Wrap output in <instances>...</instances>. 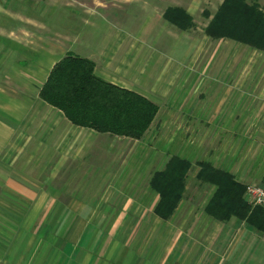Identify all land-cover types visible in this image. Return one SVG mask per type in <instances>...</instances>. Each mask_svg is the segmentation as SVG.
Masks as SVG:
<instances>
[{"label": "crops", "instance_id": "1", "mask_svg": "<svg viewBox=\"0 0 264 264\" xmlns=\"http://www.w3.org/2000/svg\"><path fill=\"white\" fill-rule=\"evenodd\" d=\"M99 12L79 16L80 32L54 11L0 6V264H243L256 233L207 215L215 187L202 189L196 164L246 184L242 165L264 157V52L203 35L176 59L155 45L157 17L135 32ZM68 55L93 61L99 78L159 106L145 138L75 126L40 98ZM132 143H157L158 154L167 143V163L179 157L194 166L195 187L187 184L169 220L155 213L158 195L149 208L136 203L115 172ZM101 145L107 168L97 158ZM204 190L210 199L198 208Z\"/></svg>", "mask_w": 264, "mask_h": 264}, {"label": "trees", "instance_id": "2", "mask_svg": "<svg viewBox=\"0 0 264 264\" xmlns=\"http://www.w3.org/2000/svg\"><path fill=\"white\" fill-rule=\"evenodd\" d=\"M177 12L186 19L187 26L181 28H191L190 17L182 10ZM175 19L172 16L170 21L174 23ZM205 33L213 40L228 39L264 52V13L246 0H225ZM95 70V63L89 59L66 56L50 72L40 98L75 126L132 140L145 138L158 116L159 106L137 92L106 82ZM197 166V180L215 187L205 208L207 215L222 222L235 219L264 233V207H252L246 201V185L208 162H199ZM193 169L189 161L173 157L163 171L154 174L150 187L159 196L155 213L163 220L175 214Z\"/></svg>", "mask_w": 264, "mask_h": 264}, {"label": "rangeland", "instance_id": "3", "mask_svg": "<svg viewBox=\"0 0 264 264\" xmlns=\"http://www.w3.org/2000/svg\"><path fill=\"white\" fill-rule=\"evenodd\" d=\"M55 0H52V2ZM225 0H62V7L58 9L45 6L48 0H0V6L6 9L9 5L16 10L33 11L36 15L50 13L52 11L61 15L63 23H70V28H77L82 32L84 29L79 23V16L84 11L92 13L105 12L106 17L117 25L127 28L130 31L139 32L146 29L157 17L158 29L155 33V41L158 47L163 48L165 54L174 53L176 59L183 56V52L188 45L189 40L201 39L206 35L205 30L213 20L215 14L222 6ZM250 5H257L261 12L264 13V0H246ZM30 5L27 6L26 3ZM16 3V4H15ZM7 6V7H6ZM46 8V11L44 9ZM44 9V10H43ZM177 10H182L185 15L190 17L192 27L187 26ZM170 13V15H169ZM64 19H63V17ZM175 17L174 24L170 18ZM177 17H180L177 18ZM188 22V20H187ZM157 143H132L129 144L122 153L119 163L114 165L115 172L122 178H125L126 189L134 194L136 203L144 207H151L158 198L157 194L150 187V179L155 172L163 171L167 165V143H159L160 154L153 150ZM120 143L113 145L112 156L116 155ZM100 152L97 158L101 159L104 168L109 166L104 155L103 145L99 148ZM170 161V160H169ZM159 162V163H158ZM114 163V162H113ZM197 165V164H196ZM195 165V166H196ZM99 166V164L97 165ZM244 169L243 182L247 184L263 185L264 184V157L250 161L242 165ZM153 178V177H152ZM152 180V179H151ZM193 182V183H191ZM195 180H188L187 184L194 188ZM193 184V185H192ZM192 185V186H191ZM202 185V184H201ZM202 189L208 185H202ZM204 195L197 199L198 208L203 206L211 194L204 190ZM131 194V195H132ZM133 196V195H132ZM197 210V207H196ZM198 211V210H197ZM198 213V212H197ZM255 231V230H254ZM256 240L250 245L247 259L243 264H264V233L256 232ZM153 249V247H151Z\"/></svg>", "mask_w": 264, "mask_h": 264}, {"label": "built area", "instance_id": "4", "mask_svg": "<svg viewBox=\"0 0 264 264\" xmlns=\"http://www.w3.org/2000/svg\"><path fill=\"white\" fill-rule=\"evenodd\" d=\"M245 198L252 207H264V184H247Z\"/></svg>", "mask_w": 264, "mask_h": 264}]
</instances>
